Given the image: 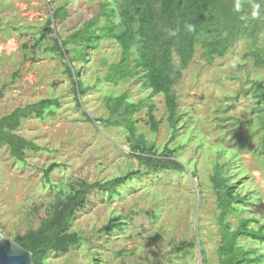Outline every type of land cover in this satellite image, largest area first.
<instances>
[{"label":"rangeland","instance_id":"obj_1","mask_svg":"<svg viewBox=\"0 0 264 264\" xmlns=\"http://www.w3.org/2000/svg\"><path fill=\"white\" fill-rule=\"evenodd\" d=\"M101 1H71L69 19L55 24L54 35L71 34L87 15L97 13ZM64 2L0 0V116L50 96L62 97L64 102L56 117L46 120L32 117L18 131L50 148L51 152H30L27 164L21 165L13 160L8 147L0 146V232L10 239L37 228L47 217L50 204L57 201L55 192L43 183V169L51 163L62 165L53 171L52 178L66 186L82 180H106L139 167L132 155L129 133L115 126L87 121L77 108L72 80L64 74V61L43 47H33L35 31ZM25 44L31 46L29 51L23 47ZM251 48V41L242 39L226 57L213 64L197 54L191 66L184 70L176 89L180 96L179 108L183 112L191 111L194 121L192 127H181L174 140L164 96L155 99L162 121L158 132L147 121V108L137 115L141 121L140 132L146 133L149 141L154 140L159 146L168 142L184 145L180 158L194 165L193 173L165 171L145 175L142 183L124 188V197L113 201L93 191L90 202L79 211L74 223V229L88 234L87 242L66 254L53 253L49 259L52 264H94L96 259L101 264H204L199 240L204 243L209 262L216 261L222 233L217 199L210 183L216 160L215 146L225 144L236 149L238 156L245 160V168L251 171L246 183L255 185L264 194V156L257 154L263 132L251 135L253 125L257 128L260 121L252 113L251 121H257L250 122L253 101L243 94L237 97L242 86L250 85L248 78L264 73L255 68L254 59L246 58ZM120 56V46L105 40L92 53V62L83 67V78L94 83L97 74L104 73L97 63L104 57L118 59ZM175 63L181 64L178 55ZM138 87L133 80L120 88L99 84L82 97L83 107L92 117L108 118L103 108L104 96L131 89L133 98L138 99L144 95ZM227 91L236 95L230 101V108L219 97ZM238 127L245 134L244 139L237 137L227 142ZM191 128L197 131L192 133ZM116 214L127 221L125 231L101 233V227ZM232 221L237 225V218ZM194 239L197 245L184 252L174 248ZM261 248L264 251V245Z\"/></svg>","mask_w":264,"mask_h":264},{"label":"trees","instance_id":"obj_2","mask_svg":"<svg viewBox=\"0 0 264 264\" xmlns=\"http://www.w3.org/2000/svg\"><path fill=\"white\" fill-rule=\"evenodd\" d=\"M71 1L74 0H65L63 5L57 6L49 20L35 31L33 47H43L64 61V74L72 80L77 108L87 121L115 126L129 133L132 155L138 160L139 167L106 180H82L70 186L52 178L53 171L62 166L60 163L53 162L43 169V183L55 192L57 201L50 204L47 217L37 228L11 238L34 254L35 264H52L49 259L53 253L66 254L87 242L88 234L74 229V223L79 211L90 202L93 191L113 201L124 197V188L142 183L148 175L192 170L194 165L180 158L184 145L168 142L159 146L156 141H149L146 133L140 132L141 121L137 115L147 108V121L151 129L158 132L162 121L158 117L159 107L155 99L164 96L173 140L180 134L181 127H192L193 113L179 108L180 96L176 89L184 70L191 66L198 53L208 64H213L226 57L240 40L248 39L253 48L248 50L246 58L254 59L255 68L264 72V0H102L97 13L87 15L71 34L54 35L55 24L69 19L68 4ZM237 3L241 6L240 11L235 10ZM254 12L258 15L254 16ZM105 40L115 41L121 48V56L118 59L104 57L97 63L104 73L97 74L94 83L89 82L83 78V67L92 62V53L99 50ZM23 47L29 51L31 46L25 44ZM175 55L180 58V66L175 63ZM132 80L139 84V91L144 95L133 98L131 89L109 92L103 101L108 118L92 117L84 109L82 97L99 84L120 88ZM248 80L250 85L242 86L237 97L243 94L253 101L250 112L260 123L257 128L253 123L251 135L263 132L257 154L264 156V73ZM222 96L219 95L228 108L232 107L230 101L236 95L227 91ZM63 103L62 97L50 96L0 116V146L8 147L13 160L21 165L27 164L30 152H51L50 148L18 134V131L25 120L32 117L41 120L56 117ZM253 114H249L250 122L257 121H251ZM239 128L234 129L227 142L237 137L244 139L245 134ZM191 129L192 133L197 131ZM215 147L216 160L210 183L217 199L222 241L216 249V261L209 262L204 243L198 239L204 264H264L261 248L264 245V194L255 185L246 183L251 171L245 168V160L238 156L236 149L225 144ZM204 198L202 195L201 204ZM232 218H237V225ZM126 225L125 218L116 214L100 232L125 231ZM197 243L195 239L187 240L174 248L184 252ZM94 264H101V260L96 259Z\"/></svg>","mask_w":264,"mask_h":264},{"label":"water","instance_id":"obj_3","mask_svg":"<svg viewBox=\"0 0 264 264\" xmlns=\"http://www.w3.org/2000/svg\"><path fill=\"white\" fill-rule=\"evenodd\" d=\"M0 264H35L34 254L0 232Z\"/></svg>","mask_w":264,"mask_h":264},{"label":"clouds","instance_id":"obj_4","mask_svg":"<svg viewBox=\"0 0 264 264\" xmlns=\"http://www.w3.org/2000/svg\"><path fill=\"white\" fill-rule=\"evenodd\" d=\"M50 2H51V1H50ZM50 2H49V3H50ZM240 7H241L240 4L237 3L236 6H235V10H236V11H240ZM253 15H254V16L258 15V12H254Z\"/></svg>","mask_w":264,"mask_h":264},{"label":"built area","instance_id":"obj_5","mask_svg":"<svg viewBox=\"0 0 264 264\" xmlns=\"http://www.w3.org/2000/svg\"><path fill=\"white\" fill-rule=\"evenodd\" d=\"M51 0H49V2H50Z\"/></svg>","mask_w":264,"mask_h":264}]
</instances>
